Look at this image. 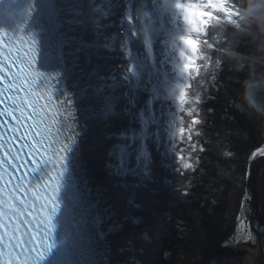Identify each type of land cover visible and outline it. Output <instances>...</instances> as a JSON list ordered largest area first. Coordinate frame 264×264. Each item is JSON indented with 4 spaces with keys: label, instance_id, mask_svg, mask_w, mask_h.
Returning <instances> with one entry per match:
<instances>
[{
    "label": "snow or ice",
    "instance_id": "1",
    "mask_svg": "<svg viewBox=\"0 0 264 264\" xmlns=\"http://www.w3.org/2000/svg\"><path fill=\"white\" fill-rule=\"evenodd\" d=\"M171 10L184 35L145 26L139 41L141 12L149 21L156 12L148 0H27L35 27L0 33V264H41L50 254L55 264H143L146 243L161 238L168 214L142 220L139 195L151 192L146 206L154 208L172 185L163 177H187L206 151L196 138L223 72L209 73L193 95L203 59L197 37L215 13L232 15L228 0H172ZM85 143L102 162L94 187ZM257 160L264 173V144L231 178L234 244L256 242L248 214ZM188 188L181 182L172 193L186 198ZM138 227L139 241L135 232L123 243L111 239Z\"/></svg>",
    "mask_w": 264,
    "mask_h": 264
},
{
    "label": "trees",
    "instance_id": "2",
    "mask_svg": "<svg viewBox=\"0 0 264 264\" xmlns=\"http://www.w3.org/2000/svg\"><path fill=\"white\" fill-rule=\"evenodd\" d=\"M228 7L230 19L215 13L217 19L209 21L199 38L203 45V59L199 61L202 71L193 87L204 80V73L223 72L219 91L213 90L214 98L206 104L205 122L198 129L201 136L196 138L206 151L199 154L195 172L187 177L171 172L163 177L172 185L156 197L159 203L154 208L146 206L151 192L139 195L138 202L145 206L136 214L142 220L150 219L153 212L168 214L161 238L146 243V253L137 256L143 264H195L205 260L211 264H244L246 245L259 247L257 264H264V236L259 233L264 227L260 160L253 165L249 184L254 196L249 222L255 229L256 242L234 244L230 239L238 209L231 178L242 175L250 151L264 143V0H228ZM210 59L213 61L208 65ZM192 92L194 95L195 90ZM225 152L231 155L225 156ZM181 182L189 185L186 198L172 193V187H181ZM237 183L242 191L243 181ZM170 197L175 201L172 207L168 206ZM134 232L139 241V227ZM226 240L230 247L224 246Z\"/></svg>",
    "mask_w": 264,
    "mask_h": 264
},
{
    "label": "bare ground",
    "instance_id": "3",
    "mask_svg": "<svg viewBox=\"0 0 264 264\" xmlns=\"http://www.w3.org/2000/svg\"><path fill=\"white\" fill-rule=\"evenodd\" d=\"M183 2H186V0H184ZM171 3H172V0H169V3H165V0H156V4H155V6H153L152 2L150 0L149 4L152 7H155L156 12L159 15L158 16L155 15V17L153 16L154 18H158L155 21H153V20L149 21L147 18H145V20H144L145 24L144 25L145 26H150L153 31H154V29L155 30L157 29L158 31L163 30V32H167L168 31L167 33H171V34L177 35V36L184 35L185 34V25L183 24V22L179 18V16H175L174 15L173 11L171 10ZM142 17H144L143 14H142ZM162 20H163L164 27H161V24H160ZM136 24L138 25L137 28H139V30L144 29L143 25L140 27V22H139L138 19L136 21ZM176 27L178 28L179 32L177 34H174L172 31ZM139 38H140V40L144 39L143 31H141V35L139 36ZM161 39H163L162 35H161ZM158 52H159V49H158ZM83 150H84L83 162H84V165H85V167L87 169V177H88V180H89L90 184L94 187L97 184L94 183L91 180V177H90V171H91L90 163H91V155H92V148H91L90 143H85L84 146H83ZM131 232H132V229H127L125 231V233L122 234L121 236L113 237L111 239L117 240L120 243H123L125 236L131 234ZM249 257L246 258L247 259V264H255L254 263L255 261H254L253 257L251 255ZM112 259H113V261H115L117 259L116 254H115V250H113ZM119 259L123 260L125 258L124 257H119Z\"/></svg>",
    "mask_w": 264,
    "mask_h": 264
},
{
    "label": "rangeland",
    "instance_id": "4",
    "mask_svg": "<svg viewBox=\"0 0 264 264\" xmlns=\"http://www.w3.org/2000/svg\"><path fill=\"white\" fill-rule=\"evenodd\" d=\"M238 15H239V14H238ZM162 37L164 38L163 34H162ZM197 38H198V37H197ZM219 42H222V40L219 39ZM173 55H177V56H178V50H175V51L173 52ZM212 61H213V60L210 59V61H208L207 64L210 65V64L212 63ZM208 65L205 64L204 67H207ZM206 76H207L206 73H204V77H203V79H205ZM203 82H204V80H199L198 84H196V85L192 88L193 90H195V94H194L195 96L199 94V92H200V87H201V84H203ZM263 144H264V143H263ZM133 230H134V229H133ZM133 230H132V231H133ZM248 253H253V256L255 255V254H254V251L251 252V251L248 250L247 254H248ZM126 255H127V254H126ZM249 255H250V254H249ZM249 255H247L246 258H248ZM249 258H250V257H249ZM257 259H258V257H257ZM255 260H256V256H255V258H254V261H255ZM246 261H247V259H246ZM254 263L256 264V261H255ZM246 264H247V263H246Z\"/></svg>",
    "mask_w": 264,
    "mask_h": 264
},
{
    "label": "water",
    "instance_id": "5",
    "mask_svg": "<svg viewBox=\"0 0 264 264\" xmlns=\"http://www.w3.org/2000/svg\"><path fill=\"white\" fill-rule=\"evenodd\" d=\"M249 218H251L250 217V215H249ZM249 247L252 249L253 247L251 246V245H249ZM251 252H253V251H251ZM257 252H258V248L254 251V256H253V253H248V255L250 254L252 257H253V259L255 258V256L257 255ZM249 255V256H250ZM197 264H210V262L209 261H202V262H200V263H197Z\"/></svg>",
    "mask_w": 264,
    "mask_h": 264
}]
</instances>
